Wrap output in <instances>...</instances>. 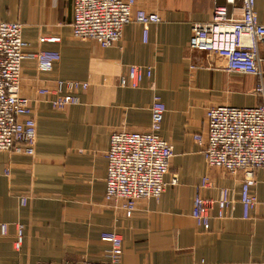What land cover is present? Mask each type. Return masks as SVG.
Instances as JSON below:
<instances>
[{"label":"crops","instance_id":"crops-1","mask_svg":"<svg viewBox=\"0 0 264 264\" xmlns=\"http://www.w3.org/2000/svg\"><path fill=\"white\" fill-rule=\"evenodd\" d=\"M143 3L160 15L147 40L142 25L132 22L119 41L101 47L73 36V0H0V19L22 23L30 50L60 54L49 72L39 71L33 59L22 62L21 93L34 108L36 146L32 156L0 151V224H7L4 234L0 229V264L109 262L110 243L101 239L109 231L123 241L116 264H264V167L255 173L251 189L257 204L248 218L236 204L225 217L212 218L204 231L191 215L204 176L213 187L199 192L212 200L222 187L237 195L243 185L242 173L206 163L194 135L205 130L211 106L261 103L254 91L259 79L227 71L216 53L188 48L192 23L210 20L216 4L238 18L241 1L137 0L136 6ZM255 10L264 24V0H255ZM41 35L60 41L39 44ZM131 64L152 71L135 88L119 84ZM59 79L88 84L79 93L80 103L55 110L50 96L37 92ZM155 95L166 106L160 135L173 149L167 186L159 199L137 200L128 216L121 199H106V152L112 132L149 128ZM22 196L28 198L25 205ZM216 212L214 206L213 216ZM18 225L22 245L15 249Z\"/></svg>","mask_w":264,"mask_h":264},{"label":"built area","instance_id":"built-area-1","mask_svg":"<svg viewBox=\"0 0 264 264\" xmlns=\"http://www.w3.org/2000/svg\"><path fill=\"white\" fill-rule=\"evenodd\" d=\"M137 0H73L72 34L77 39H91L101 47L119 41L124 27L132 22L142 25L143 41L147 40L149 26L160 21V15L147 4L136 6ZM233 3L235 0H226ZM241 15L231 17L226 5L216 4L210 20L194 22L188 48L213 52L226 61L230 72L252 74L258 77L254 91L262 102L253 106L215 105L205 112V130L194 135L203 148L206 163L211 167L243 174L239 194L222 187L216 199L200 194V189L213 187L208 176L197 186L191 215L204 231L211 228V219L223 218L236 204L242 208V217L248 218L257 204L251 186L255 173L264 167V24L255 10V0H240ZM22 23L0 19V151L34 155L36 146V118L31 99L21 93L22 62L33 59L37 69L49 72L60 59L56 50L38 47L30 50L23 38ZM55 35H41L38 43L59 42ZM151 67L138 64L128 66L126 76L119 78L121 86L135 88L144 76H151ZM88 84L78 80H56L53 88L41 87L37 92L48 95L55 110L80 103L79 93ZM151 121L145 131L119 130L110 135L106 152V199H121L126 215L130 216L139 199H159L164 192L173 149L160 135L166 106L159 95L153 97ZM9 174V171H5ZM173 177L171 183H176ZM27 196L20 197L25 205ZM217 207L213 216L212 209ZM4 234L7 224H0ZM23 226L18 225L14 248L22 245ZM101 239L108 241L109 262L116 264L123 255V241L116 232H104Z\"/></svg>","mask_w":264,"mask_h":264}]
</instances>
